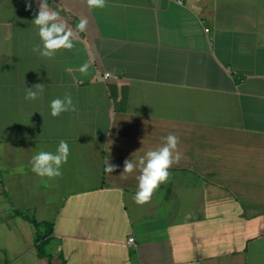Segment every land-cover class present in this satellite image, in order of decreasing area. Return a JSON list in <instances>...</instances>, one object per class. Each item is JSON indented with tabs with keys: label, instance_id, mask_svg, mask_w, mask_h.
Returning a JSON list of instances; mask_svg holds the SVG:
<instances>
[{
	"label": "crops",
	"instance_id": "crops-1",
	"mask_svg": "<svg viewBox=\"0 0 264 264\" xmlns=\"http://www.w3.org/2000/svg\"><path fill=\"white\" fill-rule=\"evenodd\" d=\"M27 2L0 0V264H264V0H49L76 33L52 59ZM170 133L181 159L137 204L124 162ZM61 139L62 175L33 173ZM16 210L54 223L52 261Z\"/></svg>",
	"mask_w": 264,
	"mask_h": 264
},
{
	"label": "clouds",
	"instance_id": "clouds-1",
	"mask_svg": "<svg viewBox=\"0 0 264 264\" xmlns=\"http://www.w3.org/2000/svg\"><path fill=\"white\" fill-rule=\"evenodd\" d=\"M106 0H87V4L93 9H102L105 7ZM37 10L32 20L36 33L39 37V43L33 47V52L40 57L52 59L60 50H71L75 47L76 33L68 28L67 23L61 19L60 12L54 10L49 0H37ZM27 7L32 8V0H28ZM88 20L80 19L76 25L77 32H84L87 28ZM89 63L81 66V72L87 73ZM44 86L38 83L33 87H28L25 94V100L35 101L42 96ZM50 115L58 117L62 113L76 111L72 96L65 94L63 98H55L50 102ZM162 144L159 147L148 149L138 160L134 157L124 162L122 178H127L126 174L138 171L136 180L138 181L137 191L134 200L137 204L148 202L158 187L169 178V169L174 163L181 159V153L178 151L179 137L174 134H168L162 137ZM70 154L69 144L61 139L55 152L39 151L31 158V171L40 177L54 178L62 175V165L68 162ZM116 166L109 160L105 161L104 171L113 173Z\"/></svg>",
	"mask_w": 264,
	"mask_h": 264
},
{
	"label": "trees",
	"instance_id": "trees-1",
	"mask_svg": "<svg viewBox=\"0 0 264 264\" xmlns=\"http://www.w3.org/2000/svg\"><path fill=\"white\" fill-rule=\"evenodd\" d=\"M16 215H20L23 218L27 219L35 228V243L38 254L42 258H47L49 261H52L55 257L52 253V244L55 240L54 238V223L39 221L37 218L29 212H23L21 210H16ZM62 264H65L63 255L60 254Z\"/></svg>",
	"mask_w": 264,
	"mask_h": 264
},
{
	"label": "built area",
	"instance_id": "built-area-1",
	"mask_svg": "<svg viewBox=\"0 0 264 264\" xmlns=\"http://www.w3.org/2000/svg\"><path fill=\"white\" fill-rule=\"evenodd\" d=\"M180 3H182V1ZM105 76L109 77V76H111V74L109 72H107V73H105ZM128 242L130 244H134V238L133 237L129 238ZM5 264H8V263H5Z\"/></svg>",
	"mask_w": 264,
	"mask_h": 264
},
{
	"label": "rangeland",
	"instance_id": "rangeland-1",
	"mask_svg": "<svg viewBox=\"0 0 264 264\" xmlns=\"http://www.w3.org/2000/svg\"><path fill=\"white\" fill-rule=\"evenodd\" d=\"M54 242V241H53ZM59 260H61V258H60V256H57L56 258H55V262H59Z\"/></svg>",
	"mask_w": 264,
	"mask_h": 264
}]
</instances>
